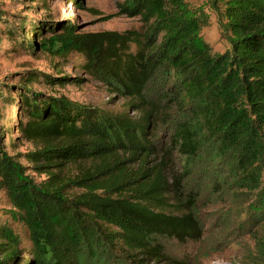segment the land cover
Wrapping results in <instances>:
<instances>
[{
    "label": "trees",
    "instance_id": "1",
    "mask_svg": "<svg viewBox=\"0 0 264 264\" xmlns=\"http://www.w3.org/2000/svg\"><path fill=\"white\" fill-rule=\"evenodd\" d=\"M209 1L228 42L222 52L199 39L206 15L185 0H124L122 11L149 22L124 33L80 32L71 19L12 22L0 8V48L82 53L132 112L29 88L51 78L41 72L0 83V264H185L171 247L203 232L200 196L184 185L196 170L201 188L256 193L264 209V0ZM171 105L176 116L160 125ZM23 141L32 149L17 152ZM179 156L189 170L171 177L168 159Z\"/></svg>",
    "mask_w": 264,
    "mask_h": 264
},
{
    "label": "rangeland",
    "instance_id": "2",
    "mask_svg": "<svg viewBox=\"0 0 264 264\" xmlns=\"http://www.w3.org/2000/svg\"><path fill=\"white\" fill-rule=\"evenodd\" d=\"M124 0H0V8L9 13V20L15 22L20 16L48 19L50 23L61 25L71 19L80 32L128 31L144 32L148 23L140 16H130L121 9ZM197 12L205 13L207 23L198 31V37L207 43L212 52H222L228 48V42L223 38L219 15L213 9L209 0H185ZM27 18V17H26ZM28 21L27 19H24ZM29 21L25 30L30 31ZM4 29V26H2ZM25 32V33H24ZM52 33V32H51ZM51 33L44 35L48 37ZM28 37H32L29 33ZM40 38L37 40V44ZM12 44H5L0 48V83H19L20 77L28 72L45 73L37 82L28 86L33 90L51 95L64 94L72 100L87 106L99 108L105 112L117 113L128 111L127 99L122 97L113 86L103 82L91 69L83 65L82 53H71L67 57H53L37 45L35 51L29 52L23 48H13ZM136 48L133 42L124 46V52H131ZM125 57H123V60ZM57 63L54 67L53 64ZM126 63V62H125ZM59 71V72H58ZM24 74V75H22ZM77 79V83L70 82L64 86H52L44 80L59 79L60 77ZM81 79V80H80ZM80 80V81H79ZM36 81V80H35ZM163 108L160 119L174 117L175 108ZM10 109L9 116L13 115ZM160 125L167 126L163 121ZM161 127V126H160ZM161 130L164 127L160 128ZM13 137L10 136V140ZM167 139V138H165ZM32 149L28 142H21L17 152ZM176 155V154H175ZM179 157L168 159L167 172L171 177H184L188 166L180 163ZM26 164L25 160H22ZM196 164H194L195 166ZM192 169H196L193 167ZM192 173V170H190ZM189 172V173H190ZM36 180L44 178V174H37L28 170ZM185 173V174H182ZM188 173V172H187ZM185 191L198 193L196 211L199 213L203 225V232L198 240H188L182 245H174L171 255L183 257L185 264H264V209L254 194H236L231 196L225 192L216 193L201 188V174L197 170L189 175L184 183ZM150 264H177L174 261H164Z\"/></svg>",
    "mask_w": 264,
    "mask_h": 264
}]
</instances>
